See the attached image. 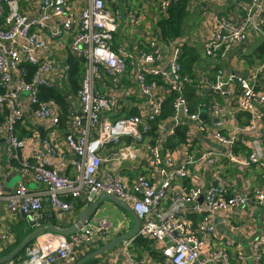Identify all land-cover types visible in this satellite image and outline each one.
<instances>
[{"label": "built area", "instance_id": "2783aa9c", "mask_svg": "<svg viewBox=\"0 0 264 264\" xmlns=\"http://www.w3.org/2000/svg\"><path fill=\"white\" fill-rule=\"evenodd\" d=\"M123 1L0 0V203L11 216L38 218L46 203L72 212L65 197L114 195L139 217L137 235L154 241L157 264H263L264 231L245 245L233 237L260 228L254 213L264 222V53L239 71L225 72L217 58L249 60L264 44V0L243 3L238 22L215 10L228 0H209L199 24L204 36L195 44L212 66H195L193 77L181 65L184 45L194 44L184 39L193 33L173 41L158 27L179 0H139L143 14L158 19H143ZM204 1L189 0L188 10L200 11ZM69 55L83 64L76 93ZM190 87L203 98L195 109ZM45 89L65 93V126L61 105L41 96ZM169 97L172 113L150 145L149 122ZM181 128L186 141L168 148L165 139ZM143 163L152 178L129 179L124 170ZM16 174L21 179L10 187ZM28 177L40 188L32 189ZM95 224L69 238L43 233L9 264L73 263L78 250L108 241L113 223ZM10 242L0 230V250ZM131 242L124 243V264H152L150 257L135 258Z\"/></svg>", "mask_w": 264, "mask_h": 264}, {"label": "trees", "instance_id": "16d2710c", "mask_svg": "<svg viewBox=\"0 0 264 264\" xmlns=\"http://www.w3.org/2000/svg\"><path fill=\"white\" fill-rule=\"evenodd\" d=\"M188 1L189 0H179L174 6L172 5L171 8L169 9L167 15H162L161 18L159 19L158 22V27L160 28V31L166 39H171L173 41H179L180 37L184 35V29H185V23L186 20L188 19L189 11H188ZM264 53V44L260 45L257 47V49L254 52V55L251 56L249 55L247 58V64L251 63L254 64L258 59L262 57ZM201 56L199 55V52L195 47L189 44L184 45V50H183V55L181 58V65H182V70L183 73L186 75H192L193 77V70L195 68V65L197 63V60H199ZM68 63H70L72 70H71V86L73 85V91L72 92H77L79 89V84H80V79L83 71V64L73 55L68 56ZM32 69V67H31ZM41 96L44 99L48 98H54L57 100L59 105H61L62 111L60 113V120L61 124L63 126L66 125V122L68 121V114H69V107L70 103L67 100V97L65 93L55 90V89H45L43 93H41ZM186 96L189 98L191 102V107L195 109L199 103L202 102L203 98L200 95H197L194 88L190 87L188 88V91L186 93ZM171 99L172 97H169L167 101L164 103L163 110L161 114L156 117L155 119L151 120L149 122V130L145 133V136L147 138H150V141L148 140V143L150 145H154L157 141V138L159 137V133H157L158 125L162 123L163 120H165L169 115L172 113V105H171ZM221 99V98H220ZM132 112L136 113V110H132ZM201 139V138H200ZM196 141H198V137L195 138ZM194 140V141H195ZM186 141V133H185V128H181L176 132V134L169 136L165 139V145L173 149L177 145L184 143ZM130 142V141H129ZM138 145L140 143H137ZM134 165L132 166L131 169H129L126 172V175L129 177V179H134L137 175L140 174H146L147 169L146 165ZM185 187L188 188L190 187L189 181H186ZM68 201H70L75 207L76 211L80 210L84 206L83 201H78V199H73L70 197H65ZM50 207V205L48 204ZM47 207V210L43 212V216L41 215V221L42 223H51L57 226H67V224L63 223L65 222V219H67L70 215L67 213H60L52 210L51 208ZM45 209V207H44ZM48 215V217H46ZM62 215L63 218L61 217ZM60 218V219H59ZM62 219V220H61ZM193 219L200 220L201 216L193 217ZM24 223H18L14 225L11 229L14 239L13 241L5 246V248L0 250V257H3L10 253L21 241L33 230L32 227L28 226L26 230H24ZM111 239H108L110 241ZM107 241V242H108ZM106 243L104 240H101L95 244H91L81 250L77 251L76 258L74 261H77L84 255L88 254L92 250H94L96 247ZM120 246H124V243L121 244ZM118 246V247H120ZM117 247V248H118ZM132 253L135 255V258L137 259H142L145 258V253L151 254L153 258H160V254H158L157 250L154 248V242L148 238L141 237V236H135L132 238V247L130 248ZM24 252V251H22ZM108 253L98 256L96 258H93L89 260L85 264H101L103 258L107 255ZM21 254H19L13 261L17 262L18 257ZM63 263L61 264H73V263H68L67 261H62Z\"/></svg>", "mask_w": 264, "mask_h": 264}, {"label": "crops", "instance_id": "0c3cea01", "mask_svg": "<svg viewBox=\"0 0 264 264\" xmlns=\"http://www.w3.org/2000/svg\"><path fill=\"white\" fill-rule=\"evenodd\" d=\"M246 1L247 0H228L225 3H220L219 7H217L215 10L217 11V13H219L223 16L231 17L232 19H229V20H231V22H238V21L242 20L244 14H245V11L243 9V7H244L243 3H246ZM174 5H175V3L173 4V6ZM130 6L135 7L138 12H141V6L139 3V0H130ZM188 6H189V4L187 5V7ZM209 6H210V2H209V0H206V1H204V4L200 6V11L198 8V10L196 11V13L194 15H193V10H195V9H193L191 11L188 10L189 11V15H188L189 17L185 23L184 33L186 31L188 32V33L184 34L185 36H191V35H189V30H190L189 26L192 23L197 25V29H195L191 38L190 39L185 38L184 43L189 42V41H190V44L194 43L192 46L195 47L197 49V51L199 52V55L201 56V58L199 60H197V63L195 65V66L199 67L198 70H202L203 68H206L209 65L212 66L211 65L212 64L211 59H209L207 57V55L203 52V50L195 44V41H199V39L202 36H204V29L200 30V27H199L200 20L197 22V19H198L197 14L201 13V11H203L204 9L209 8ZM140 14H142L143 19H158L157 17H154V18L146 17L143 14V11ZM251 45H253V44L252 43H244V45H242V46H243V48L246 49V48H249ZM241 49H242V47L239 46L238 50H241ZM221 58H223L222 61H220ZM224 58L225 57H223V56L218 57L217 58V64L219 65L220 68H223V70L225 72L233 71L235 69L237 71H239V65L243 68V61H244V64H247L246 63L247 60L236 58V57H234V55L232 53L229 54L228 56H226V58H228V59L224 60ZM215 63H216V61L214 62V64ZM128 170L129 169H126L124 171L127 172ZM65 171L68 174H70L72 169L70 166H66ZM146 175H148L150 178H152V173L149 169L147 170ZM27 183L32 189H39L40 188V186H38V184L35 183L29 177L27 178ZM102 197H103V195L98 194L93 198L94 200L92 199V201H85V202L83 200L78 199V201L84 202V206L80 210L76 211V207L73 205L74 208H73L72 212H64L65 214L67 213L70 216L67 219H65V222H63V223L67 224V226L73 225V223L79 218V215L82 213V211L88 205L99 201ZM47 207H49L48 203L45 204V209L43 212H45L47 210ZM49 208H51V207H49ZM43 212L40 213V215L38 217L39 225H41V226L51 225V223H42V221L40 220L41 215L43 216ZM260 214L261 213H254V216L257 218V221H259V223H260V228H257L255 231H252V232H249L246 234H238L240 237L234 236L233 238L235 239L236 242H241V243H243V245H245L248 241H251L252 239L257 237V235L261 231H264V222L262 221ZM63 216L64 215H62L61 217L63 218ZM46 217H48V215ZM222 218L224 219L223 216H220V218L217 219L216 222L220 223V226L223 227V229L222 228L221 229L225 231L226 223L222 222ZM102 219H109L113 223V230H112V233L110 234L109 239L115 238L116 236H119L121 234H125V233L131 231L134 227V224H135L134 218L131 216V214L128 211H126L124 208L120 207L119 205L114 204L113 202H111L109 200L102 201V203L100 204V206L96 210L95 214L92 216V219L89 223L95 224ZM18 223H24L23 224L25 226L24 230H26L28 226L32 227L33 230L35 229V226H31L28 219L23 217L21 213L14 214L11 216V214H9V212L7 211L6 202L0 203V230L9 233L11 235L12 241L14 239V235H13L11 229L14 225H16ZM244 225H248L247 222H245ZM218 226H219V224H218ZM60 227H62V226H60ZM63 227H65V226H63ZM222 233H225V232H222ZM243 236H245L247 238H245V239L241 238ZM123 247L124 246H120V247L115 248L112 251L108 252V254L103 258L101 264H124L126 259L122 254ZM154 247H155V245H154ZM157 252H158V254H160V252L158 250H157ZM144 256L146 258L150 257L152 264H157L160 261V258L159 259H158V257L153 258V256L151 254H148V253H145ZM61 263H63L61 260H57L54 264H61ZM263 264H264V262H263Z\"/></svg>", "mask_w": 264, "mask_h": 264}, {"label": "water", "instance_id": "95a60500", "mask_svg": "<svg viewBox=\"0 0 264 264\" xmlns=\"http://www.w3.org/2000/svg\"><path fill=\"white\" fill-rule=\"evenodd\" d=\"M203 118H205V115L202 116ZM204 140H206L205 138H203ZM6 185H8L6 183ZM9 191L11 190L10 187H6ZM203 197H201L200 200H202ZM104 200H109L111 202H113L116 205H119L120 207L124 208L126 211H128L131 216L134 218L135 224L134 227L131 231L125 233V234H121L119 236H116L115 238H113L112 240H110L109 242H106L98 247H96L94 250H92L91 252H89L88 254L84 255L83 257H81L80 259H78L75 263L73 264H85L87 263L89 260L96 258L98 256L104 255L110 251H112L113 249L117 248L118 246H120L121 244L125 243L127 240H130L132 238H134L137 234V231L140 227L141 221L139 219V217L137 216V214L134 212V210L132 209V207L127 204L125 201H123L120 198H117L114 195H103V197L93 203L88 205L83 211L82 213L79 215V218L73 223V225L71 226H67V227H60L54 224L51 225H39V223H37L36 220H34L33 218V213L30 214H26V213H21L23 217L27 218L30 225L31 226H35V229L29 234L27 235L22 241L21 243H19V245H17L10 253H8L7 255L0 257V264H7L8 262H11L14 258H16L36 237H38L40 234L50 231V232H57L60 233L62 235H65L66 237L70 236L73 233H77L80 230H84L88 223L91 221L92 216L95 214L96 210L98 209V207L100 206V204L102 203V201ZM220 230L222 232H225L224 230H222L220 228Z\"/></svg>", "mask_w": 264, "mask_h": 264}, {"label": "rangeland", "instance_id": "374dc122", "mask_svg": "<svg viewBox=\"0 0 264 264\" xmlns=\"http://www.w3.org/2000/svg\"><path fill=\"white\" fill-rule=\"evenodd\" d=\"M194 2H195V4L198 6V4H197V2H196V0H193ZM123 2H128V0H125V1H123ZM139 7V6H138ZM198 10V7H196L195 8V10H193V15L196 13V11ZM207 10L208 9H204L201 13H199V14H197V22L199 21V20H201L204 16H205V13L207 12ZM142 12V11H141ZM190 30H189V35H191L194 31H195V29H197V25H195V24H191L190 26ZM252 48H254V45H251L250 47H249V49H252ZM246 63H247V61H246ZM145 165V164H144ZM125 172V171H124ZM126 173V172H125ZM20 179H21V177H20V175L19 174H16L13 178H12V180L10 181V187H12V186H14V185H16V183L17 182H19L20 181ZM9 191V190H8ZM33 218H34V220H36L37 221V223H38V218H35L34 217V215H33ZM96 224H94V223H88V225H87V227L85 228V229H88V228H91V227H93V226H95ZM141 225V224H140ZM65 227H67V226H65ZM140 228V227H139ZM84 229V231H86ZM112 230H113V228H112ZM112 230H111V232H110V234L112 233ZM82 230H80V231H78V232H81ZM83 231V232H84ZM138 231H139V229H138ZM138 231H137V233H138ZM47 232H50V231H47ZM47 232H44V233H47ZM55 234H60V233H57V232H54ZM43 234V233H42ZM42 234H40V235H42ZM73 234H75V233H73ZM39 235V236H40ZM60 235H62V234H60ZM72 235V234H71ZM71 235L70 236H68V237H66L65 235H63V236H65L66 238H69V237H71ZM38 236V237H39ZM136 236H137V234H136ZM38 237H36L23 251L24 252H21L20 254V256L19 257H24V256H26V253H27V251L29 250V248H31L32 246H34L35 244L34 243H36L35 241H36V239L38 238ZM113 239V238H112ZM111 239V240H112ZM153 241V240H152ZM96 242H99V241H96ZM109 242V241H108ZM127 243H130V240H127L126 241ZM154 242V241H153ZM132 243V242H131ZM95 244V243H94ZM154 245H155V243H154ZM155 248V247H154ZM18 257V258H19ZM15 259V258H14ZM13 259V260H14ZM12 260V261H13ZM57 260H60V259H57ZM56 260V261H57ZM55 261V262H56ZM62 261V260H61ZM76 261H74L73 263H75ZM10 262H8L7 264H9Z\"/></svg>", "mask_w": 264, "mask_h": 264}]
</instances>
